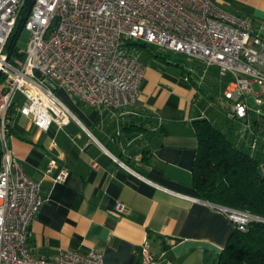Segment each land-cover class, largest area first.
Returning a JSON list of instances; mask_svg holds the SVG:
<instances>
[{
	"label": "crops",
	"instance_id": "0c3cea01",
	"mask_svg": "<svg viewBox=\"0 0 264 264\" xmlns=\"http://www.w3.org/2000/svg\"><path fill=\"white\" fill-rule=\"evenodd\" d=\"M211 1L264 38V0ZM151 52L133 106L112 112L80 108L86 105L76 100L74 110L68 108L78 122L47 131L19 115L13 120L10 146L27 176L41 181L44 199L26 244L33 257L94 249L103 264H138L148 237L156 264H216L235 227L192 187L193 122L217 119L211 110L227 102L225 82L216 94L204 91L205 79L187 78ZM251 88L248 118L240 124L257 122L264 151V86L253 82ZM51 161L55 167L43 179ZM62 170L67 177L51 181Z\"/></svg>",
	"mask_w": 264,
	"mask_h": 264
},
{
	"label": "built area",
	"instance_id": "2783aa9c",
	"mask_svg": "<svg viewBox=\"0 0 264 264\" xmlns=\"http://www.w3.org/2000/svg\"><path fill=\"white\" fill-rule=\"evenodd\" d=\"M25 5L27 0H0V264H103L102 252L94 249L36 258L26 248L44 199L41 181L27 176L10 146L12 122L19 115L47 131L77 121L42 78L86 106L117 112L136 103L145 75L132 43L165 48L215 69L225 81L227 118L243 122L251 84L264 86V38L211 0H33L24 21L29 36L23 57L7 60L4 48ZM17 95L26 105H18ZM255 103L261 104L256 96ZM54 167L51 161L43 179ZM67 175L62 170L51 181ZM218 209L240 231L260 220ZM156 262L145 237L138 264Z\"/></svg>",
	"mask_w": 264,
	"mask_h": 264
},
{
	"label": "trees",
	"instance_id": "16d2710c",
	"mask_svg": "<svg viewBox=\"0 0 264 264\" xmlns=\"http://www.w3.org/2000/svg\"><path fill=\"white\" fill-rule=\"evenodd\" d=\"M25 14L26 5L4 48L6 53L10 51L16 59L23 55L18 41L23 32H20V26ZM132 46L147 48V45L139 43H132ZM148 52L152 53L149 49ZM154 55L166 64H171L159 52ZM175 66L187 78H201L209 82L212 70L217 78L213 82H219L217 71H205L202 64L197 68L204 70L205 74L196 73L194 76L182 65ZM228 107L229 103L226 102L218 109L211 110L217 119L204 118L193 122L197 154L192 169V187L202 201L260 219L251 220L243 231L234 230L216 264H264V174L260 171V165L264 163V151L260 146L261 134L257 131L255 120H250L248 126L244 127L240 121L227 118ZM135 126L142 129L140 125Z\"/></svg>",
	"mask_w": 264,
	"mask_h": 264
},
{
	"label": "rangeland",
	"instance_id": "374dc122",
	"mask_svg": "<svg viewBox=\"0 0 264 264\" xmlns=\"http://www.w3.org/2000/svg\"><path fill=\"white\" fill-rule=\"evenodd\" d=\"M28 32L23 30L22 35H21V39L18 41V47L21 49V51H24L26 48V42L28 39ZM142 47V46H134V48L137 50L138 52V60L140 63L144 64H148V60L150 59V55L148 53V49L153 51V52H159L160 55L162 57H166V60L171 63L172 65L174 64V67L176 64H180L182 65V67L191 72V75L194 76L196 73L198 74H205L204 70L197 68V66L201 65L198 61L186 56V55H182L179 53H174L171 52L165 48H155L152 46H146ZM23 57V55L18 58L17 60H21ZM15 58V57H14ZM202 66L204 67V65L202 64ZM145 67V66H144ZM176 70H181L179 67H175ZM205 71H208V69H206L204 67ZM36 76H39V74L37 72H35ZM212 79H210V82L208 83L207 81H203L201 83V87L202 89L205 91L206 88L207 90H210L212 92V94H216L219 91V83L218 82H213L214 79H217L216 76L212 73L209 74ZM42 80L44 81V84L51 90L55 91V93L57 94V96L64 102V104L67 107H70V109L73 111V105H74V101H76L74 98H72L71 96H69V94L64 90V89H58L57 85L55 84V82H53L51 79L48 78H42ZM247 98H249V95L247 94ZM16 101L18 103L19 106H24L26 105V102L24 100L23 97H21L20 95L16 96ZM80 108H85V109H89L87 108V106H80Z\"/></svg>",
	"mask_w": 264,
	"mask_h": 264
},
{
	"label": "water",
	"instance_id": "95a60500",
	"mask_svg": "<svg viewBox=\"0 0 264 264\" xmlns=\"http://www.w3.org/2000/svg\"><path fill=\"white\" fill-rule=\"evenodd\" d=\"M32 4H33V0H27L26 14H25V16H24V21H25V19L27 18L28 14H29V12H30V10H31V6H32ZM24 21L22 22V24H21V26H20V32H21V31L23 30V28H24ZM10 57H11V52L9 51V52L7 53V60H9Z\"/></svg>",
	"mask_w": 264,
	"mask_h": 264
}]
</instances>
